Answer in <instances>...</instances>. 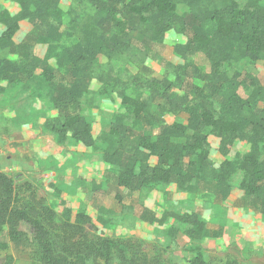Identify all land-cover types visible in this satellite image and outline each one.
<instances>
[{
    "label": "trees",
    "instance_id": "16d2710c",
    "mask_svg": "<svg viewBox=\"0 0 264 264\" xmlns=\"http://www.w3.org/2000/svg\"><path fill=\"white\" fill-rule=\"evenodd\" d=\"M5 1L15 10H0V94L29 91L40 80L55 112L45 126L59 145L71 140L102 155L108 193L116 190L122 201L121 190L130 197L197 192L223 202L236 184L264 217V87L249 71L264 63V0ZM24 22L31 31L17 42ZM170 34L183 39L174 48L182 64L163 62L157 77L148 67L144 75H125V57H147ZM93 79L112 112L101 134L88 114ZM25 202L0 171V235L7 229L17 247L34 243L42 264H90L84 252H59L51 209ZM169 217L172 238L209 236L196 212H141L150 225ZM76 222L92 219L80 214ZM116 249L106 236L96 253L103 264H125L115 262ZM189 249L190 264H207L200 247ZM14 261L8 255L3 264Z\"/></svg>",
    "mask_w": 264,
    "mask_h": 264
},
{
    "label": "rangeland",
    "instance_id": "374dc122",
    "mask_svg": "<svg viewBox=\"0 0 264 264\" xmlns=\"http://www.w3.org/2000/svg\"><path fill=\"white\" fill-rule=\"evenodd\" d=\"M3 8L13 11L15 5L0 0V10ZM30 31L31 26L22 23L17 42ZM182 42V38L170 34L147 57L136 52L125 57L119 67L127 68L126 76L144 75L142 67L152 69L156 77L161 76L163 62L183 63L174 52ZM249 71L264 87V63L253 65ZM106 74L114 75L107 70ZM99 88L100 84L93 79L89 90L95 96L89 98L94 100L86 105L96 131L101 134L109 126L112 112L110 104L96 94ZM39 90L43 93L41 98L35 95ZM48 93L44 84L36 80L29 91L15 89L0 94V171L14 180L25 203L45 205L57 216L55 237L59 252H84L90 264H103L96 250L108 236L117 246L115 262L122 259L125 264H190L194 256L191 246L201 248L207 264H264V217L244 199V192L236 184L223 202L214 195L197 192L130 197L126 190L120 191L124 198L118 201L116 190L107 191L104 173L109 166L102 155L71 140L59 145L45 126L46 119L55 114ZM173 122L174 118H168V123ZM143 208L160 215L196 212L207 223L209 236L195 242L182 233L172 238L168 235L174 224L171 217L163 225H150L141 220ZM80 214L87 215L92 223L76 222ZM7 231L0 235V244L9 245L8 249L0 248V264L8 255L14 257V264H42L37 260L34 243L17 247L10 242Z\"/></svg>",
    "mask_w": 264,
    "mask_h": 264
}]
</instances>
